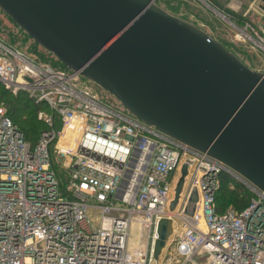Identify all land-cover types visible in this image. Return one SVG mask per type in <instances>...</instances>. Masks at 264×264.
<instances>
[{"label":"built area","instance_id":"obj_1","mask_svg":"<svg viewBox=\"0 0 264 264\" xmlns=\"http://www.w3.org/2000/svg\"><path fill=\"white\" fill-rule=\"evenodd\" d=\"M205 2L233 34L221 44L236 56L232 45L254 50L264 75V0L244 9L231 0L226 11ZM251 15L258 28L246 20ZM85 83L0 35V86L48 111L37 113L48 129L32 148L0 101V264H264V193L135 119L113 98L122 111L109 105ZM221 176L249 195L245 208L219 209ZM162 219L172 231L156 262Z\"/></svg>","mask_w":264,"mask_h":264},{"label":"water","instance_id":"obj_2","mask_svg":"<svg viewBox=\"0 0 264 264\" xmlns=\"http://www.w3.org/2000/svg\"><path fill=\"white\" fill-rule=\"evenodd\" d=\"M157 1L0 0V12L132 117L264 193V75ZM185 176L183 167L170 212ZM171 231L162 219L156 262Z\"/></svg>","mask_w":264,"mask_h":264},{"label":"rangeland","instance_id":"obj_3","mask_svg":"<svg viewBox=\"0 0 264 264\" xmlns=\"http://www.w3.org/2000/svg\"><path fill=\"white\" fill-rule=\"evenodd\" d=\"M242 1V9H244L252 0ZM169 4L170 5L167 6L162 1H157V5L161 9L186 22L192 24L197 23L198 28L203 30L210 37H213L216 40L220 41V43H223L225 45L229 44L228 42H232V40L234 41L233 34L226 29L224 22L217 18L215 15H213L211 10L207 8L208 4L207 2H205V0H170ZM243 12L244 10L238 12L241 17L243 15ZM256 17V15H251V17L247 18L246 20L251 24H254L257 21ZM0 35L3 39H5V41L9 42L14 47H16L17 49L32 58L39 59V57H45L51 62L55 63L57 61L53 56L45 53L39 47H36L35 44L25 34H23L21 31L16 30L13 27L12 22L8 18H6L1 12ZM232 49L241 59V61H243V63L247 65L251 70L258 72L263 69V67L259 65L256 52L251 48L248 50H243V52H241V47H239L238 45H232ZM85 85L93 92L102 96L103 99L106 100L109 105L121 110L119 106L117 107L116 103L111 101V97H107V94L98 91L96 87H94L92 84L88 85L85 83ZM27 111L25 113H27ZM42 112L46 111L42 110ZM16 123L19 125L18 120H16Z\"/></svg>","mask_w":264,"mask_h":264},{"label":"trees","instance_id":"obj_4","mask_svg":"<svg viewBox=\"0 0 264 264\" xmlns=\"http://www.w3.org/2000/svg\"><path fill=\"white\" fill-rule=\"evenodd\" d=\"M159 1H162L167 6L170 5V0ZM207 1L212 3L211 0ZM13 27L18 30L14 25ZM38 60L40 62L48 61L45 57H39ZM0 101L5 103L7 107V115L11 119L12 123L17 126L23 134L25 141L33 148L38 142L39 135L48 129L43 122L37 120L38 112L42 110L48 112L46 107L43 105H35L25 94H19L16 97H12L1 86ZM26 111L27 113H25ZM16 120L19 121V125L16 123ZM53 130H60V122L56 119H54ZM51 150L52 147L49 148L50 153ZM229 184L230 183L227 177H220V188L216 195V204L221 210L228 206H232L234 209L240 211L247 206L249 202V195L238 188L231 190L229 188Z\"/></svg>","mask_w":264,"mask_h":264},{"label":"crops","instance_id":"obj_5","mask_svg":"<svg viewBox=\"0 0 264 264\" xmlns=\"http://www.w3.org/2000/svg\"><path fill=\"white\" fill-rule=\"evenodd\" d=\"M212 1V5L215 7V8H219L221 11H226V9H227V7H226V5L231 1V0H224V1H222V0H211ZM221 1H222V3H221ZM240 2H242V4H243V1L242 0H239ZM217 8V9H218ZM254 26H255V28L257 27L258 28V22L256 21L254 24H253Z\"/></svg>","mask_w":264,"mask_h":264},{"label":"flooded vegetation","instance_id":"obj_6","mask_svg":"<svg viewBox=\"0 0 264 264\" xmlns=\"http://www.w3.org/2000/svg\"><path fill=\"white\" fill-rule=\"evenodd\" d=\"M97 89V88H96ZM98 90V89H97ZM98 91H100V90H98Z\"/></svg>","mask_w":264,"mask_h":264},{"label":"bare ground","instance_id":"obj_7","mask_svg":"<svg viewBox=\"0 0 264 264\" xmlns=\"http://www.w3.org/2000/svg\"><path fill=\"white\" fill-rule=\"evenodd\" d=\"M204 3V2H203ZM205 4V3H204ZM206 6V5H205Z\"/></svg>","mask_w":264,"mask_h":264}]
</instances>
